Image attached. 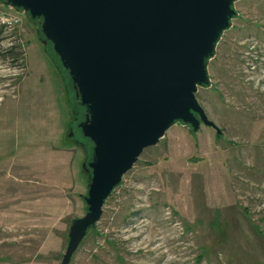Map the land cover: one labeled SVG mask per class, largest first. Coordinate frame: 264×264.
Wrapping results in <instances>:
<instances>
[{
	"label": "rangeland",
	"instance_id": "1",
	"mask_svg": "<svg viewBox=\"0 0 264 264\" xmlns=\"http://www.w3.org/2000/svg\"><path fill=\"white\" fill-rule=\"evenodd\" d=\"M235 10L197 92L223 133L147 147L70 264H264V0ZM41 22L0 0V264H61L88 211L85 111Z\"/></svg>",
	"mask_w": 264,
	"mask_h": 264
},
{
	"label": "water",
	"instance_id": "2",
	"mask_svg": "<svg viewBox=\"0 0 264 264\" xmlns=\"http://www.w3.org/2000/svg\"><path fill=\"white\" fill-rule=\"evenodd\" d=\"M239 0H7L42 18L85 108L79 127L93 143L87 213L76 218L61 264L103 215L142 152L178 122L222 129L197 98L209 59L231 27Z\"/></svg>",
	"mask_w": 264,
	"mask_h": 264
},
{
	"label": "trees",
	"instance_id": "3",
	"mask_svg": "<svg viewBox=\"0 0 264 264\" xmlns=\"http://www.w3.org/2000/svg\"><path fill=\"white\" fill-rule=\"evenodd\" d=\"M14 48L15 47H12L10 50H9V53H10V55L13 57V58H15V59H21V58H23V56H24V53L22 52V51H15L14 50ZM57 56V55H56ZM57 58L59 59V57L57 56ZM60 61V60H59ZM64 68V67H63ZM64 70L67 72V70L64 68ZM67 75H68V78H69V80L71 81V83H72V79H71V77L69 76V74H68V72H67ZM79 100V99H78ZM80 102V101H79ZM84 108V107H83ZM84 111H85V108H84ZM93 144V143H92ZM95 226H93V227H91V228H94ZM90 228V229H91ZM203 256H204V253L203 252H201L200 253V255H199V258L197 259V262H200L201 260H202V258H203Z\"/></svg>",
	"mask_w": 264,
	"mask_h": 264
},
{
	"label": "built area",
	"instance_id": "4",
	"mask_svg": "<svg viewBox=\"0 0 264 264\" xmlns=\"http://www.w3.org/2000/svg\"><path fill=\"white\" fill-rule=\"evenodd\" d=\"M4 23H6V20H4Z\"/></svg>",
	"mask_w": 264,
	"mask_h": 264
}]
</instances>
